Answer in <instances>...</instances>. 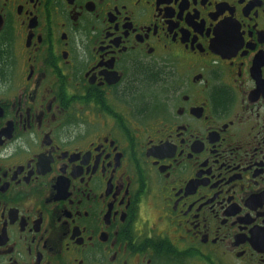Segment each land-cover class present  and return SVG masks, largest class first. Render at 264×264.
I'll list each match as a JSON object with an SVG mask.
<instances>
[{"label":"flooded vegetation","instance_id":"af4514ba","mask_svg":"<svg viewBox=\"0 0 264 264\" xmlns=\"http://www.w3.org/2000/svg\"><path fill=\"white\" fill-rule=\"evenodd\" d=\"M0 264H264V0H0Z\"/></svg>","mask_w":264,"mask_h":264}]
</instances>
